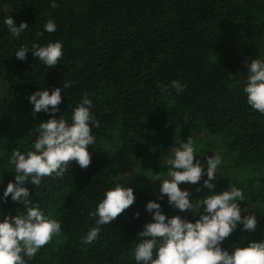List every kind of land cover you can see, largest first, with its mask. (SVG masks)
<instances>
[{
  "label": "trees",
  "instance_id": "1",
  "mask_svg": "<svg viewBox=\"0 0 264 264\" xmlns=\"http://www.w3.org/2000/svg\"><path fill=\"white\" fill-rule=\"evenodd\" d=\"M52 2L0 0V197L15 182L12 150H34L33 129L53 115L33 114V92L61 88L63 102L54 115L69 123L87 94L100 127L92 128L96 143L88 146V168L73 162L63 178L25 185L32 203L61 222V234L31 260L25 257L26 264H137L133 250L152 220L146 210L151 200L167 217L195 222L199 213L180 212L154 186L164 156L188 137L222 157L213 191L240 188L246 200L238 203L247 209L242 215L254 213L258 221L255 231L238 224L221 247L231 253L264 240V114L247 104L243 91L246 62L264 60V0H55V8ZM9 15L17 26L28 24L19 37L4 23ZM48 20L56 24L54 32L44 29ZM55 41L64 54L49 69L31 48ZM23 46L29 52L19 60L15 52ZM172 80L183 91L171 88ZM65 81L71 82L66 89ZM117 184L133 188L134 205L84 244L96 226L89 213ZM181 188L193 203L210 194L203 180ZM25 213L10 196L0 202V220Z\"/></svg>",
  "mask_w": 264,
  "mask_h": 264
},
{
  "label": "clouds",
  "instance_id": "2",
  "mask_svg": "<svg viewBox=\"0 0 264 264\" xmlns=\"http://www.w3.org/2000/svg\"><path fill=\"white\" fill-rule=\"evenodd\" d=\"M57 6L53 0L51 7ZM4 23L14 37H19L29 28L25 21L17 26L10 15ZM44 29L54 32L56 24L48 20ZM43 34L40 33L41 36ZM31 51L49 69L55 68L64 54L60 41L50 42L46 46L34 43ZM28 52L27 46L20 47L15 52L16 58L26 60ZM246 66L248 78L243 91L247 96V104L264 114V60L253 59L250 63L246 62ZM70 85V81H65L63 87L66 89ZM170 87L179 92L185 86L178 80H172ZM168 88L169 85H164L161 90L167 91ZM28 99L34 105V115L41 111L53 115L33 129L31 135L36 134L34 150L21 152L13 149L8 161L14 166L15 182H8L0 202H6L10 196L12 201L22 204L26 213L4 215L0 220V264H26L25 257L31 260L42 247L61 234V222L46 216L37 204L32 203L29 188L25 185L39 186L45 177L63 178L73 162L82 169L88 168L91 165L88 146L96 143L92 128L100 127L99 121L90 111L92 101L87 94L74 109L70 123L54 115L63 102L61 88L56 87L51 92L47 89L37 90ZM196 154L191 137L180 143L174 149V158L168 161L170 179L160 182L159 191L160 199L167 196L169 205L180 212L199 213V218L193 222L180 215L167 217L160 203L148 201L146 210L152 213V220L138 234L139 242L133 250L135 261L137 264H264V240L236 247L231 253L221 247L238 224H242L246 231H255L258 221L254 213L242 215V211H247L242 210L238 203L246 200L243 190L230 187L219 192L213 191L216 189L214 181L222 157L219 154L206 157L207 179H204L205 165L196 159ZM201 180L210 194L193 203L191 193L179 185H199ZM201 190L200 186L196 187L197 192ZM134 203L132 187L117 184L106 190L95 211L89 213V216L97 218L96 226L90 228L82 242L91 244L98 238L101 225L111 224ZM202 206L203 212L200 211ZM135 216L139 217V212Z\"/></svg>",
  "mask_w": 264,
  "mask_h": 264
},
{
  "label": "rangeland",
  "instance_id": "3",
  "mask_svg": "<svg viewBox=\"0 0 264 264\" xmlns=\"http://www.w3.org/2000/svg\"><path fill=\"white\" fill-rule=\"evenodd\" d=\"M183 141H181L180 139L175 142L174 146L171 148V150L164 156L161 164H160V170H161V173H160V180L159 182L154 185L156 187V192H160L159 189H160V182H162V180L164 179H170V177L168 176V170L170 168V165L168 164V161L172 158H174V149L176 147H178L180 145V143H182ZM196 148V151H197V154H196V159L200 160L202 163H204L205 165V169L207 168V165H206V157L207 156H211L213 154H218L219 151H217L216 148H210L209 145H207L206 147H195ZM183 185V184H181ZM181 185H179L181 187ZM187 185H190V186H195V185H191V184H186Z\"/></svg>",
  "mask_w": 264,
  "mask_h": 264
}]
</instances>
